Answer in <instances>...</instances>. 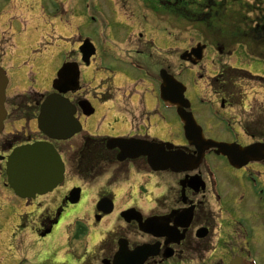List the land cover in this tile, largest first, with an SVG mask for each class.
Returning a JSON list of instances; mask_svg holds the SVG:
<instances>
[{"label":"rangeland","instance_id":"obj_1","mask_svg":"<svg viewBox=\"0 0 264 264\" xmlns=\"http://www.w3.org/2000/svg\"><path fill=\"white\" fill-rule=\"evenodd\" d=\"M72 1L74 0H41L45 13L42 12L41 7L34 14L27 12L26 8L29 6L26 2L18 1L16 13L13 15V27L8 26L9 19H0V67L6 72L10 82L6 92L9 112L11 99L17 95L30 92L52 94L53 82L58 71L71 55L78 53L80 41L90 38L94 42L97 54L93 57L91 66L81 67L80 81L81 85L89 91L88 93L84 90L81 99H84L85 94L88 93L86 99L94 107L95 113L90 117L78 116L83 126L82 134L76 136L72 142L60 145L62 149H67L70 153H74L80 147L82 136L85 134L104 139L138 135L154 140H170L176 143V146L181 145L184 134L180 120L174 110L165 109L154 86V83L156 86L160 84L161 69L175 74L179 77V81L183 80V84L187 86L186 96L192 103L195 118L204 129L205 136L214 140L222 139L225 126L221 121L226 114L217 110L220 108V96L214 95L210 89L209 83L212 78L210 76H215L221 64L227 63L235 64L237 68L264 78V61L251 59L250 54L253 49L236 45L231 47V51L236 50L232 57L229 53L220 55L216 51L217 45L223 44L220 41L223 37H219L221 30L217 25L210 30H205V26L201 27L195 22L182 20L162 8L160 0H158L159 4H156L154 0H80L77 5L72 4ZM192 2L194 4L190 6V12L198 14V5L203 4V1L193 0ZM4 6V3L0 4V8ZM232 7L227 6L226 12L220 18L221 21L216 23L225 26L229 25L230 20H233L232 24L236 23L235 18L241 14ZM210 22L215 23L212 19ZM237 27L233 26L232 30H238ZM201 28L203 29L200 30ZM230 29L231 27L226 31ZM139 32H143L144 36L152 37L154 41V46L143 48L141 54L132 46V43L139 42L140 38L136 37ZM202 42L212 47V50L209 48L211 52L207 60L204 61V59L197 68L182 63L180 55ZM238 83L242 92L249 96V103L257 91L259 100H264V91L260 89L259 81L246 80ZM127 90L130 91L125 94ZM103 97L109 100L104 102ZM125 97L128 98L129 105L134 110V117L123 108ZM210 101L213 102L210 103ZM141 108L148 115L143 120L140 119L136 126L133 121L139 120ZM4 124L5 130L0 137V144L12 140L13 136L24 129L27 133H37V123L34 121L8 120ZM25 130L20 134L22 137L20 141H27V135L34 138L40 137L39 134H27ZM236 131L242 137L240 130ZM18 142H14L13 145ZM64 158L68 164V171H66L68 181L82 184L78 177L70 174L72 171L70 157L66 154ZM208 161L212 162L213 158L208 157ZM137 166L139 169L135 170L134 176L130 175L129 166L127 167L129 173L119 174V166L115 164L108 169L110 179L108 175H104L96 183L86 185L81 201L73 206L68 219H64V223H67L61 227V232L59 230L56 235L49 237V242H47L48 239L38 240L30 229L23 231L22 219L26 216L27 224V220H30L33 214L27 216V212L30 213V211L26 210L23 200L3 186L0 193V264H41L48 252V246L50 249H56V252L51 255L52 259L60 255L64 259V255L72 252L74 247H77V250L72 252L76 253L75 256L85 252L86 249L94 250V255H101L100 247H93L90 236L94 237L95 243L105 242L104 247H106L110 244V241L106 239L108 234L112 237L119 234L120 224L117 221L113 225L107 220L99 226H91L93 218L91 215H86L93 209L97 190L107 180L108 185L110 181L118 186L115 189L117 201H138L141 196L134 184L140 187L142 183H145L147 185L146 200L150 202L152 191L157 184V174L152 173L143 162H138ZM163 177L161 181L172 183L170 176ZM3 179L5 182L4 169ZM126 180L128 181L124 182ZM141 188L139 189L142 191ZM260 195L263 202L258 200L257 204L254 203L255 206H247L249 204L247 200L244 203L249 208L248 211L257 219L256 221L252 217L243 218L249 232L252 226L264 222L262 214L264 192ZM54 196L49 195L40 200H50ZM241 209L244 210L245 207ZM36 216L33 218L35 221ZM80 218L84 223H89L91 235L78 243L75 240L70 241L74 223H68V221ZM99 227L103 230H100L101 234H98ZM233 243L241 245L245 250L239 254L241 257L254 260L256 264H264V240ZM226 261L228 262L229 258Z\"/></svg>","mask_w":264,"mask_h":264},{"label":"flooded vegetation","instance_id":"obj_2","mask_svg":"<svg viewBox=\"0 0 264 264\" xmlns=\"http://www.w3.org/2000/svg\"><path fill=\"white\" fill-rule=\"evenodd\" d=\"M18 1L20 0H0L1 5L5 4L3 8H0V19H9L7 23L11 28L14 25L13 15L16 13ZM21 1L34 2V5L30 6L29 11H27L29 14L38 12L36 8V6H40L38 0ZM79 1L74 0L72 4L77 5ZM154 1L159 4L158 0ZM184 3V1L179 2V0H169L163 3V6L168 8L170 12H177L181 6L185 5ZM203 4L202 9L207 18L222 15L226 12L227 6L236 8L237 13L241 14L238 17L242 20L239 28L241 33L245 35L244 40L247 43L243 44L242 47H250V50L253 49L252 58L264 61V0H205ZM44 8L42 6L43 13H45ZM136 37L140 38L139 42L132 43V46L136 48L135 50L139 54L143 52V48L154 46L153 38L144 36L143 32H139ZM133 39L132 41H134ZM82 41L83 39L80 41L79 47ZM218 49L221 55L229 53L230 57L233 56L231 49H227L225 46H219ZM209 53L210 50L204 52V61L207 60ZM68 62L80 63V53L71 55L66 63ZM239 71V68L224 63L221 64L215 76H210L212 78L209 87L214 95L220 96V108H215L226 114V117L221 121L225 126L222 131V139L215 141L242 148L257 146L252 161L242 168H237L230 164L227 157L218 156L214 150H210L206 153L203 163L195 172L182 174H174L170 171L158 172L156 177L158 194L155 195L154 199L151 198L150 202L146 200L147 185L145 183L140 186L142 191L139 186L137 187V184H134L141 196L138 201H117L114 182L111 180L113 183L109 181L108 185L107 180L97 190L93 209L87 216L91 215V218H93L91 226H99L107 220L108 223L114 225L118 221L120 224L119 234L114 237L108 234L106 239L110 241V244L106 247H104L105 242L95 243L94 237L90 236L93 247H100L101 255H94V250L90 249L89 251L85 247V252H80V255L75 256L76 253L73 254L72 252L76 251L77 247H74L72 252L64 255V259L61 258V255L52 259L51 255L56 252V249H50L48 246V252L45 254L46 259L41 264H114V258L121 246L126 250L123 258L124 264L129 262L130 256L132 257L143 248L150 249L148 257L141 258V255H136L129 264H226L227 258H232L245 251L241 245H235L233 242L243 241L249 243L264 240V222L252 226L249 232L243 220V218L252 217L257 221L254 214L248 211L249 208L244 204L246 200L249 202L247 206L252 207L255 206L254 203L258 200L263 202L260 194L264 192V100H259L257 91L256 95L250 100L251 103H249V96L247 93H243L238 86ZM252 78L259 80L260 89L264 91V78L254 75ZM84 90L86 89H81V91L68 96L71 101L78 104L82 100L81 96H83ZM86 91L89 93L88 90ZM128 92L129 90L125 91V94ZM88 93L85 94V98ZM108 100L106 97L102 99L104 102ZM212 102L210 101V103ZM125 104H127V107H125ZM123 108L128 114L135 116L134 110L131 109L126 97L124 98ZM171 110L176 112L175 108H171ZM77 114L83 116L79 110ZM147 115V112L141 108L139 110V120L133 121L134 125L138 126L140 119L143 120ZM173 127L177 128L175 125ZM219 130H221L220 126ZM236 130H240L242 137L238 135ZM27 137L28 140L23 142L24 144L44 140L42 135H40V139L28 135ZM120 137L148 138L138 135ZM155 141L172 143L176 146V143L170 140L158 139ZM13 143L7 141L0 144V193L4 186L3 164H5L6 158L12 150L16 148ZM80 146L82 147V144ZM176 147L182 148L186 153H194V148H191L184 139L181 145ZM114 151L117 155L118 151L116 149ZM208 157H212L213 161H208ZM235 158H239V155ZM138 162L145 164L141 159L133 163L127 162L124 165H119L118 173H129L130 169V175L135 176V170L139 169ZM128 166L129 169H127ZM108 171H100V173L80 172L78 175H74L83 182L82 184L68 181L67 176L64 183L49 194L55 195L50 200H40L49 196L46 195L42 198L38 197L34 201H25L26 208L32 210L27 216L30 214H33L32 217L37 216L36 221L31 222V219H28L27 224L26 216L22 219L23 231L30 229L33 234L35 233L38 240L45 241L48 239L47 242H49V237L53 234L56 235L61 230V227L66 223H64V219H68L73 206H75L68 201L69 193L74 188H79L82 199L86 191V185L96 183L104 175H108V179H110ZM92 176L97 180L88 181L92 179ZM163 176H170L172 183L168 184L166 181H161V178H164ZM195 176L200 178L199 183L203 186L199 185L198 191L190 185L191 177ZM104 201H112L113 203V211L109 215H105L103 211H100V208H102L100 204ZM242 207H245V209L242 210ZM134 210L136 212L123 216L128 211ZM262 214L264 215V212ZM149 218H158V226L149 229L146 225L141 224ZM100 227L98 228V234L103 231ZM50 230L51 233L45 237L42 236L43 233ZM80 231V239H86L91 235L89 223H84L80 227ZM238 251L240 252L238 253ZM236 252L237 254H235Z\"/></svg>","mask_w":264,"mask_h":264},{"label":"water","instance_id":"obj_3","mask_svg":"<svg viewBox=\"0 0 264 264\" xmlns=\"http://www.w3.org/2000/svg\"><path fill=\"white\" fill-rule=\"evenodd\" d=\"M204 48L199 45L191 53L186 52L182 54V61L191 59L193 55L197 57V61H200ZM81 51L83 53V60L88 64L90 57L95 53V49L89 41H86ZM197 61H192V63L197 64ZM161 77L163 79L161 97L165 102L178 106V115L184 124L185 137L189 144L196 148L197 157L187 156L182 150L172 151L171 145L136 139L109 140L107 142L109 149L117 148L120 150L117 159L124 161L126 159L146 157L153 171H166L168 169L177 173L196 169L206 151L216 149V154L228 156L233 164H237L236 159L230 156L232 152L230 149L233 148L229 145L204 138L202 129L198 126L193 115L186 111L190 107L189 102L184 97L186 88L178 83L174 77L167 75L166 71L161 72ZM7 86L8 80L6 74L0 68V133L4 130L3 123L7 116L4 106ZM53 87L57 93L48 96L41 105L38 127L52 140L66 141L81 131V124L75 118L76 107L67 98L63 97V95L71 90L75 92L79 88L77 65H64L60 69ZM81 107L86 115L93 113L88 103H82ZM166 146L170 152L166 151ZM256 148V146L247 148L242 153L246 154L248 159H250ZM247 162L240 165H244ZM6 165L8 184L16 193L15 195L24 199H33L37 195L52 192L64 179L65 166L62 158L56 152L54 146L48 142H39L15 149L8 158ZM70 201L72 203L79 201L78 190L71 193ZM105 212L109 213L110 211ZM153 225L157 224L152 221L147 222V228L150 229V227H154ZM230 264H244V261L241 258H236Z\"/></svg>","mask_w":264,"mask_h":264},{"label":"trees","instance_id":"obj_4","mask_svg":"<svg viewBox=\"0 0 264 264\" xmlns=\"http://www.w3.org/2000/svg\"><path fill=\"white\" fill-rule=\"evenodd\" d=\"M184 9L186 10L187 8L185 7ZM35 97H37L40 102L43 99V96L40 95H35ZM28 102H29L28 97H23L21 99V103L19 104V106L27 108ZM80 155L85 156V161L87 162L88 167L92 168L93 165L96 166V164H98L101 161V159H104V157L107 155V151L100 140L94 138H88L86 144L80 150L79 156ZM76 171L80 173L82 170L81 168L76 167Z\"/></svg>","mask_w":264,"mask_h":264}]
</instances>
